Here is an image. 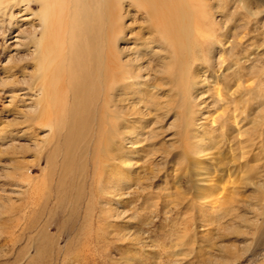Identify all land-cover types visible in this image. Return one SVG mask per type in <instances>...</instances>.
<instances>
[{
    "label": "rangeland",
    "instance_id": "1",
    "mask_svg": "<svg viewBox=\"0 0 264 264\" xmlns=\"http://www.w3.org/2000/svg\"><path fill=\"white\" fill-rule=\"evenodd\" d=\"M122 4L123 10L116 9L113 18L120 30L112 35L115 39L100 34L95 45L93 40L97 51H92L91 42L85 49L87 64L81 71L94 79L87 105L69 92L64 113L58 120L51 118L52 129L33 117L24 122L21 112L31 101L21 96L12 100L11 93H28L33 86L34 66L26 58L32 44L17 34L20 24L32 22L31 14L39 6L33 4L26 11L22 6L21 16L12 22L0 17L5 24L0 32V264H264L263 103L248 95L245 100L240 97L243 85L253 82L240 81L239 88L235 79L225 81L223 73L236 68L231 65L234 57L226 54L224 67L214 71L203 63L204 56L192 62L190 70L197 74L208 106L190 126L194 138L187 135L182 141L188 130L183 116L188 100L182 87L188 89L184 82L172 83L163 74L158 83L165 86L157 90L162 109L146 116L152 122L159 120L155 133L131 146L132 154L121 167L130 183L120 186L122 174L111 172L100 159L95 144H112L111 138L99 139L102 111H113L117 103L113 97L108 104L105 95L118 92L120 82H113L111 89L110 84L99 87L96 77L102 78L108 50L114 54L128 47L118 55L123 63L135 57L136 46L148 36L143 15L138 16L129 1ZM239 16L235 14L231 22L240 21ZM257 18L264 20V14L252 16V24ZM146 48L142 46L139 53L146 54ZM145 58L130 60L128 70L146 65L150 58ZM62 85H67V78ZM217 88L233 101L214 106ZM143 89L151 90L136 86L134 101L139 102L137 93ZM40 92L33 90L34 106ZM119 115L115 112L103 125L111 129L124 121ZM220 115L229 124L234 117L243 118L239 126L233 123L238 131L221 128L220 121L213 130L210 122ZM85 116L92 118L86 120L89 130L83 127ZM69 124L74 129L66 140L67 150L62 143ZM58 141L60 147H56ZM87 141H91L89 147Z\"/></svg>",
    "mask_w": 264,
    "mask_h": 264
},
{
    "label": "bare ground",
    "instance_id": "2",
    "mask_svg": "<svg viewBox=\"0 0 264 264\" xmlns=\"http://www.w3.org/2000/svg\"><path fill=\"white\" fill-rule=\"evenodd\" d=\"M124 1H129L130 4L128 5L135 7L136 10H134L138 16L143 15L141 18L145 19L144 23H148L146 26L148 27V36L143 39L141 46H136L134 60L129 58L121 63L118 55L125 54L128 47H124L125 49H122V52L117 53L115 51L114 54L110 50L107 52L105 68L102 69L101 73L102 78L98 75L96 77V80L101 82L98 85L100 87L103 84L106 86L110 84L109 89H111L113 82H120V84L118 92L115 94L105 93V100L108 104H110L108 101L113 97L115 98L114 102L117 103L113 111L107 113H105V110L102 111V119L104 118L103 121L105 122V119L113 117L115 112H120L121 116H119L125 120L118 121L115 126H111V129H108L105 124L103 125V121H100L99 139L103 141L106 137L111 138L112 144L106 145L104 141L95 144L100 159L105 160H103L105 166L109 167L111 172L122 174L123 177L119 176V185L122 187L130 183L125 176L126 174L121 171V167L124 164L126 165V160H129L127 156L132 154V149L129 150V148L141 141L148 140L155 133L154 125L159 120L152 122L146 116L157 113L162 109L160 108L161 102L157 100V90L163 88H160L162 83H158V80L163 78L164 75H167V79L172 83L184 82V88L188 89L184 90L182 87V91L188 100L183 112V116L187 118L185 128L188 130L183 133L182 141H186L187 135L188 138H194L190 126L197 122L195 119L196 114L197 120H200L199 117L204 114L203 109L208 108V106L205 108V101L202 100L205 91H199L200 87L196 80L198 76L191 72L192 62L199 59L200 56H204L202 61L207 64L209 71H214L215 68L222 69L227 61L226 54L234 57L235 62L231 65L236 66V68L233 72L223 73L225 81L228 83L233 78L236 83L239 82V88L242 86L240 81L253 82V85H243L245 92L240 97L245 100L244 97L248 95L251 96V100L260 101L263 103L262 112H264V20L257 18L255 23L252 24V16L258 17V15L264 14V0H216V5L210 3V0H0V17L2 15V17H7L9 22L21 16L20 13H22L23 7L26 11L33 4L39 6L38 11L31 14V23H27V26L25 23L18 26L17 36L25 37L28 43L32 44L29 45L31 50L26 58L32 61L34 66L31 75L33 86L29 88L31 92L17 93L15 90L11 92L12 100L21 96L22 99L31 101L26 104V107L28 106L26 111L21 110L25 119L24 122L31 121L33 117V119H41L43 124L52 129L53 122L51 118L52 120L53 118L58 120L64 113V99L69 92H72L74 98H81L83 106H85L84 104L87 105L89 90L91 84H94L92 82L94 79H92L93 74L90 76L84 70L81 71L83 66L85 67L87 64H85L84 58L85 49L90 42L91 47L93 46V40L95 45V39L100 34L105 35L104 38L115 39L112 35L117 33L118 27L115 28L113 18L114 14H117L115 13L116 9L119 12L123 10L122 2ZM18 8L21 9L18 10ZM216 13H218V17L215 16ZM237 13H240L241 20H234L232 23L231 21ZM21 20L25 21L26 18ZM3 22L4 20L0 21V32H2L5 25ZM99 22L103 33H101L98 25ZM142 46L147 47L146 49L149 50L146 54L139 53ZM254 46L255 50L251 52ZM206 47L207 52L205 51ZM93 50L94 52L96 50L94 46ZM148 56L149 60L146 59ZM144 58L146 59V65L140 64L132 70H128L127 66L131 65L130 60L140 62ZM234 58L232 59L234 60ZM242 59H244V62ZM155 62L158 63L157 66H155ZM186 63H189V65L187 66ZM198 72L200 73V71ZM66 78L67 85H62L63 81L66 82ZM124 79L127 81H124ZM136 86L151 88L148 92L145 91L146 89L138 91L139 102L134 101ZM34 89H41V92L36 94L38 101L35 106L32 102ZM170 91L174 90L171 89ZM216 91L214 106L221 104L223 101H233L230 100V97L225 98L220 92L221 89L217 88ZM136 117L138 118L136 119ZM85 118L83 127L84 130H89L87 121L92 118L90 116H85ZM186 118L184 117V119ZM242 119L234 117L229 124L227 123L228 118L224 120L220 115L213 117L209 126L216 130L214 124L220 121V123L222 122L221 128L225 127L232 130L238 128L237 126H239L238 124L241 123ZM72 120H74V117ZM67 127L62 145L64 144V147L68 150L70 147L66 140L69 139L74 128H71V124ZM239 130L244 131L242 127H239ZM236 131L238 130L236 129ZM90 142L87 141V147L90 146ZM59 143L60 141L56 143V147H60ZM37 146H39V143ZM111 161H117L115 166Z\"/></svg>",
    "mask_w": 264,
    "mask_h": 264
}]
</instances>
